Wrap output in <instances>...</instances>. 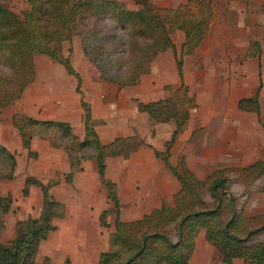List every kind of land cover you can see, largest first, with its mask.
<instances>
[{"label": "trees", "instance_id": "16d2710c", "mask_svg": "<svg viewBox=\"0 0 264 264\" xmlns=\"http://www.w3.org/2000/svg\"><path fill=\"white\" fill-rule=\"evenodd\" d=\"M9 1L0 0V63L8 69L7 74L0 71V112L21 99L26 88L35 81L34 58L38 55L60 65L76 80L79 93L80 77L63 55V43L68 39L79 40L83 56L98 72L101 81L122 89L136 86L160 54L175 49L171 35L176 31L184 37L179 47L180 57L194 55L216 18L214 0H186L176 8L159 7L153 0H134V9H127L116 0H27L28 9L21 15L7 8ZM108 21L128 36L123 71L114 63L115 51L108 44L111 41L107 43L109 35L102 28ZM116 40L113 37L112 42ZM260 56V45L254 40L244 60H259ZM176 65L182 78V61L178 60ZM260 88L252 97L239 100L237 109L259 116ZM166 89L167 97L138 102L137 110L154 124H174L164 151L153 150V154L177 180L179 189L172 197V206L155 208L135 221L119 219L117 186L105 178V159L130 158L145 145L138 134L102 144L94 129L90 105L82 98L84 136L81 140L74 137L67 122L37 120L24 113L12 115V127L28 158H37V153L31 149L34 137L47 141L51 148L65 155L69 165L66 184H73L83 162L96 164L111 203L110 209L100 213V227L107 228L108 216H116L113 231L108 235V250L100 253L97 264H189L200 231L224 264H233L234 260H241L243 264H264V207L256 215L245 216L237 211V200L230 190L231 183L249 188L264 179V160L242 168L216 170L204 179L197 178L183 158L178 167L173 166L171 150L186 128L191 112L197 108V102L183 83L176 90ZM16 166L15 153L0 144V182L14 179ZM226 171L233 173L235 179H230ZM25 181L40 191V211L36 218L17 221L13 238L6 244L0 242V264H39L35 256L40 243L56 230L53 220L65 215V205L50 196V190L60 184L59 178L42 182L27 177ZM261 191L264 192V188ZM207 194L209 200L205 199ZM23 195L27 192L23 191ZM8 204L9 200L0 195V237L5 230ZM248 234L247 239L242 240ZM40 264H50L49 258H43ZM63 264L71 262L65 259Z\"/></svg>", "mask_w": 264, "mask_h": 264}, {"label": "rangeland", "instance_id": "374dc122", "mask_svg": "<svg viewBox=\"0 0 264 264\" xmlns=\"http://www.w3.org/2000/svg\"><path fill=\"white\" fill-rule=\"evenodd\" d=\"M116 1L127 9L135 8L134 0ZM185 1L153 0L157 6L164 8H176ZM223 1L214 0L216 20L211 23L203 45L197 49L196 54L180 57L179 46L183 36L180 33L172 34L175 49H170L156 58L148 73L133 87L118 89L116 86L100 81L98 72L83 56L77 38L66 40L62 48L64 57L69 59L71 66L80 77L79 93L76 92V80L68 77L61 66L45 56H37L34 63L37 88L35 90L29 88L19 101L0 112V144L15 153L17 162L14 179L0 183V195L9 200L5 209L6 228L0 238L2 244L8 243L14 236V225L17 221L36 218L39 214L41 194L38 189L26 183L27 177H34L42 182L58 177L62 184L53 188L50 196L54 200L62 201L67 208L65 218L54 222L56 230L42 240L40 253L38 254V249L35 256L36 263L40 264L44 256L50 254L53 257L50 264H62L63 258L67 255H70L74 264H97L99 254L108 250V235L113 231L116 220V216L110 215L107 218V228L99 225V214L110 209L111 203L107 199V191L101 183L94 162H83L82 170L76 174L73 184L68 185L64 182L67 161L61 151L38 141L35 146L38 157L28 158L26 151L20 146L19 136L12 127L11 117L18 112L28 115L38 109L43 111L45 108L44 110L50 112L47 117L69 121L74 137L81 140L84 136V123L79 100L82 98L90 105L92 119L95 122L94 129L102 144H107L119 136L134 134H138L144 140V147L137 156H134V159L146 161L145 169L154 177L158 176L155 179L145 177L137 179L134 173L133 177L136 178L128 182L125 176L127 162L121 158L105 159V178L119 184V190L117 189L121 207L119 219L123 222L149 214L155 209L154 207L167 206L166 199L161 198L160 194L155 201L152 196L156 188L159 193L162 191L157 179L164 178L163 175L169 177L170 185L167 187L171 191L174 190L175 181H177L166 171L161 160L153 161L155 159L153 150L164 151L165 143L173 130L170 124L173 123L154 124L146 114L137 110L138 102L147 103L167 96L168 86L173 91L181 83L186 84L197 100V108L191 114L190 129L193 131L190 146L184 143L177 145L175 151H171L170 161L173 166L178 167L182 158L186 160L183 152L189 150L190 153L187 154H189L192 170L188 168L197 178L204 179L216 170L242 168L258 158L264 159L263 143V147L255 156H243L236 161L237 157H234L225 164L211 165L205 169L198 162L203 143L204 132L200 127L202 122L210 121L211 123L220 119L225 123L222 126V136L230 141L237 128L235 121L237 113L234 112L236 101L252 95L259 84L262 85L260 93L262 109L257 121L264 125V57L261 58V62L263 60L261 68L256 61L243 60L249 44L254 40L261 43L264 49V13L251 9V12H247V15L244 14L240 18L234 11L224 12L228 11V4ZM6 6L18 15L28 9L27 0H10ZM102 28L109 35L107 43L111 41L108 44L115 51L114 63L118 70L123 71L128 36L125 31L119 29L117 25L113 26L109 21L104 22ZM113 37L117 38L115 42H112ZM178 60L182 61V78L178 75L176 65ZM0 71L3 74L8 73L7 67L2 63H0ZM34 101L38 104L33 105ZM210 108H219L223 115L207 116ZM251 123L255 124V121L243 122V124ZM255 135L260 137L258 132ZM210 141L212 144L214 140L207 138L206 143ZM226 174L230 179H235L233 173L226 171ZM263 188L264 179L257 181L249 188H244L238 183H231L230 190L237 200V211H242L245 216L258 214L264 206V192L261 191ZM23 191L27 192L26 196L23 195ZM131 195H134V200ZM205 199L209 200L208 194L205 195ZM197 239L191 264L223 263L216 250L205 241L203 232L197 236Z\"/></svg>", "mask_w": 264, "mask_h": 264}, {"label": "crops", "instance_id": "0c3cea01", "mask_svg": "<svg viewBox=\"0 0 264 264\" xmlns=\"http://www.w3.org/2000/svg\"><path fill=\"white\" fill-rule=\"evenodd\" d=\"M225 4H228V11H224V12H228L230 13V11H234L236 12V14L238 15V17H242L245 15H247V12H251L250 10L253 9L255 11H260V13H264V0H224L223 1ZM233 5H236V6H233ZM248 7V8H247ZM249 10V11H248ZM263 15V14H262ZM216 20V18H215ZM212 25V24H211ZM210 25V27H211ZM210 29V28H209ZM175 33H180L182 34L181 32L179 31H176ZM174 33V34H175ZM183 36V34H182ZM184 39V37H183ZM173 41V40H172ZM183 42V41H182ZM181 42V43H182ZM174 43V42H173ZM180 43V45H181ZM259 43V42H258ZM261 43H259L260 45ZM175 45V44H174ZM180 47V46H179ZM260 48H261V56H260V59H250V60H244V57H243V60L246 61V62H249V61H256L258 62V65H259V68H261V64H263V60L261 62V58L264 57V49L263 47H261L260 45ZM170 50V49H169ZM168 51V50H167ZM166 51V52H167ZM164 52V53H166ZM197 52V51H196ZM195 52V54H196ZM162 53V54H164ZM160 54V55H162ZM159 55V56H160ZM38 56H42V55H38ZM158 56V57H159ZM46 57V56H45ZM157 57V58H158ZM38 57L35 56L34 58V63L36 61ZM48 58V57H47ZM49 59V58H48ZM50 60V59H49ZM52 61V60H51ZM154 62V61H153ZM55 63V62H54ZM58 65V64H57ZM60 66V65H58ZM35 71H36V65H35ZM67 75V74H66ZM68 76V75H67ZM70 77V76H68ZM143 77V76H142ZM72 78V77H71ZM36 79H37V73H36ZM35 81L29 85L26 90H28L29 88H33V90H35L37 87H36V83L37 81ZM74 79V78H73ZM141 80V79H140ZM101 81V80H100ZM181 85V84H180ZM179 85V86H180ZM186 85V84H185ZM187 86V85H186ZM261 86L260 88V91H259V103H260V100H261V90H262V85L259 84L256 89ZM170 87V86H168ZM188 87V86H187ZM171 88V87H170ZM189 88V87H188ZM256 89L254 90V93L256 91ZM25 90V91H26ZM176 90V89H175ZM24 91V93H25ZM254 93L252 95H247L245 97H242V98H239L236 103H235V108H234V112H236V118H235V121L237 123V128L234 130L233 132V137H231L230 141L228 140H225L226 138L222 136V126L225 124L224 122H222L220 119H216L214 120L213 122L210 123V121L206 122H202V125L200 127L203 128V143H202V146H201V150H200V153H199V159H198V162L200 163V165L202 166L203 169L207 168V167H210L211 165H217V164H225L227 163L228 161H231L233 160L234 157H237L236 160H239L241 157L245 156V157H250V156H255L258 152V150L263 147V143H264V126L259 122L257 121L258 119V116L256 114H252V113H245V112H241L237 109V103L239 100L241 99H244V98H248V97H252L254 95ZM191 94V93H190ZM24 95V94H23ZM193 95V94H192ZM168 96V95H167ZM167 96H163L157 100H161ZM195 96V95H194ZM23 97V96H22ZM196 98V97H195ZM20 100V99H19ZM18 100V101H19ZM157 100H152V101H157ZM17 102V101H16ZM15 102V103H16ZM148 102H151V101H148ZM197 102V100H196ZM14 103V104H15ZM37 105L38 102L34 101L33 105ZM79 104H80V100H79ZM65 106V105H64ZM81 107V106H80ZM35 108V107H34ZM40 108V107H39ZM67 108V107H66ZM260 108H261V103H260ZM45 108H43V111L40 109L36 110L35 112L31 113V114H28L27 116L31 117V118H34V119H37V120H52V121H59L55 118H51V117H47L50 112H47L46 110H44ZM82 109V108H81ZM262 109V108H261ZM196 110V109H195ZM194 111V110H193ZM63 114H64V110L62 111ZM241 113V115L239 113ZM18 113H21V112H18ZM192 114V112H191ZM14 115V114H13ZM216 116V115H219V116H222L223 113L222 111L219 109V108H210V113L207 114V116ZM209 119V118H208ZM249 120L250 122H253L255 121V124L254 123H251V124H243V122ZM12 121V120H11ZM190 121H191V115H190V119L188 121V124L186 126V128L184 129V131L178 136L177 138V141L176 143L174 144L172 150L175 151L177 145H181V144H184V143H187L188 146H190V138L192 136V131L193 129H190ZM64 122H69V121H64ZM241 122V123H239ZM171 126H173V130L175 128L174 124H170ZM170 125H163V126H170ZM71 126V125H70ZM157 127V126H156ZM14 129V128H13ZM172 130V131H173ZM263 132V133H260V131ZM16 132V131H15ZM258 132L259 133V136L260 137H257L255 135V133ZM172 133V132H171ZM262 134V135H260ZM18 135V134H17ZM130 136V135H128ZM211 136V137H210ZM120 137V136H119ZM124 137H127V136H124ZM207 138L209 139H213V143L211 144V141L210 143H206L207 141ZM115 139V138H114ZM113 139V140H114ZM38 141H41V142H44L49 146L48 142L43 140V139H40V138H37V137H34L32 139V144H31V149L32 151L36 152L37 153V157H38V152L36 151V148L35 146L37 145V142ZM225 142V144H224ZM231 142V143H229ZM20 146H21V143H20ZM142 148H140L135 154H133L130 158L124 160L125 162H127V165H126V168H125V176H126V179L127 181L129 182V180L131 181L132 179H135L136 177H133L134 173L137 175V179H144L145 178H150V179H155L157 178L158 176L154 177V175L152 174H149L147 173L146 169H145V163H147L146 161H141L140 159H134L135 157L134 156H137L140 152ZM157 150V149H156ZM171 150V151H172ZM172 151V152H173ZM184 151V150H183ZM190 153V151H184V155H186V164L187 166L190 168V162H189V154L187 153ZM173 155V153H172ZM249 155V156H248ZM66 158V157H65ZM155 158V157H154ZM259 159H262L264 160L263 158H258L256 160H259ZM136 160V161H135ZM157 159L155 158L153 161L157 162L156 161ZM255 160V161H256ZM67 161V159H66ZM253 161V162H255ZM252 162V163H253ZM251 163V164H252ZM137 164V166H135ZM159 164V163H158ZM67 172L65 174H67L69 172V165H68V161H67ZM128 166V167H127ZM155 166L157 167V164L155 163ZM128 168V169H127ZM191 169V168H190ZM192 170V169H191ZM149 174V175H148ZM163 174H161L162 176ZM164 178H159L157 179L159 181V186L160 188L162 187V191L161 193H159V191H157L156 189V186L154 187L155 191L152 192V196H154V201H155V198L157 197V195L160 194L161 198H165L166 199V202H167V206H170L172 204V197L173 195L178 191L179 189V184L177 181H175V185H174V190H170L167 185H170V179L169 177H165V175H163ZM52 178H58V177H52ZM51 179V178H49ZM48 179V180H49ZM38 180V179H37ZM111 180V179H110ZM3 181H11V180H3ZM1 181V182H3ZM41 181V180H40ZM113 183L116 184L117 186V189L119 190L118 186L119 184L116 183L115 181L111 180ZM0 182V183H1ZM46 182V181H45ZM64 182H65V179H64ZM168 182V183H167ZM167 183V184H166ZM62 182L60 180V184L61 185ZM65 184V183H64ZM57 185V186H59ZM69 185V184H68ZM72 185V184H70ZM56 186V187H57ZM34 188H36L35 186H33ZM55 188V187H54ZM37 189V188H36ZM53 189V188H52ZM51 189V190H52ZM51 190H50V194H51ZM41 194V193H40ZM133 200H134V195H131ZM161 198H159L161 200ZM57 200V199H56ZM61 203H63L62 201L60 200H57ZM64 204V203H63ZM65 205V204H64ZM41 207V206H40ZM160 207V206H159ZM159 207H154V208H159ZM264 207V206H263ZM153 209V208H152ZM151 209V210H152ZM263 209V208H262ZM262 211V210H261ZM260 211V212H261ZM67 214V208H66V205H65V215H64V218ZM147 214V213H146ZM144 215V214H143ZM143 215H141L140 217L138 218H135V219H128L126 221H135V220H138L140 219ZM100 216V214H99ZM62 218V219H64ZM62 219H55L53 220V224L55 221H60ZM99 220V218H98ZM55 226V225H54ZM56 227V226H55ZM5 228H6V218H5ZM5 231V230H4ZM203 232V231H200L199 234ZM53 233V232H51ZM198 234V236H199ZM204 234V232H203ZM1 238V237H0ZM13 238V237H12ZM197 238L195 240V246H194V251H193V254L195 253V249H196V246H197ZM42 243V242H41ZM41 243H40V246H39V252L38 254L40 253V250H41ZM192 254V256H193ZM100 255V254H99ZM45 257H48L49 260H50V263H52L53 261V257L50 256V254H47L44 256ZM57 258V256L55 257ZM59 258H60V254H59ZM58 258V259H59ZM99 258V257H98ZM64 260L65 259H69L71 264H74L70 255H67V257H64L63 258ZM62 259V260H63ZM192 259V257H191ZM190 259V261H191ZM63 260V262H64ZM85 261V259H84ZM62 262V264H63ZM237 262H241L239 264H243L241 260H234L233 264H238ZM97 263H98V259H97ZM190 263V262H189ZM191 264V263H190ZM221 264H224V263H221Z\"/></svg>", "mask_w": 264, "mask_h": 264}, {"label": "water", "instance_id": "95a60500", "mask_svg": "<svg viewBox=\"0 0 264 264\" xmlns=\"http://www.w3.org/2000/svg\"><path fill=\"white\" fill-rule=\"evenodd\" d=\"M230 201H231V203H232V206H233L232 199H230ZM233 208H234V206H233ZM248 236H249V234H248V235H247L245 238H243L242 240H246Z\"/></svg>", "mask_w": 264, "mask_h": 264}]
</instances>
